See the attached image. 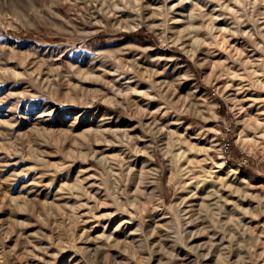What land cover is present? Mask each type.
<instances>
[{
  "label": "rangeland",
  "instance_id": "rangeland-1",
  "mask_svg": "<svg viewBox=\"0 0 264 264\" xmlns=\"http://www.w3.org/2000/svg\"><path fill=\"white\" fill-rule=\"evenodd\" d=\"M0 264H264V0H0Z\"/></svg>",
  "mask_w": 264,
  "mask_h": 264
},
{
  "label": "built area",
  "instance_id": "built-area-1",
  "mask_svg": "<svg viewBox=\"0 0 264 264\" xmlns=\"http://www.w3.org/2000/svg\"><path fill=\"white\" fill-rule=\"evenodd\" d=\"M221 151H222V156L226 160H231L232 159L231 143L229 141L223 142L221 144Z\"/></svg>",
  "mask_w": 264,
  "mask_h": 264
},
{
  "label": "trees",
  "instance_id": "trees-1",
  "mask_svg": "<svg viewBox=\"0 0 264 264\" xmlns=\"http://www.w3.org/2000/svg\"><path fill=\"white\" fill-rule=\"evenodd\" d=\"M136 34L139 35L140 39L145 40V41L148 40L147 35H142V34L139 33V32H137Z\"/></svg>",
  "mask_w": 264,
  "mask_h": 264
},
{
  "label": "bare ground",
  "instance_id": "bare-ground-1",
  "mask_svg": "<svg viewBox=\"0 0 264 264\" xmlns=\"http://www.w3.org/2000/svg\"><path fill=\"white\" fill-rule=\"evenodd\" d=\"M105 207H106V206H105ZM111 212H112V211H111ZM114 213H115V212H114ZM114 213H113V214H114ZM109 214H110V213H109ZM111 214H112V213H111ZM111 214H110V215H111ZM189 214H190V213H189ZM117 216H118V214H117ZM119 216H120V215H119ZM112 217H113V216H112ZM114 217H115V216H114ZM236 224H237V223H236Z\"/></svg>",
  "mask_w": 264,
  "mask_h": 264
}]
</instances>
